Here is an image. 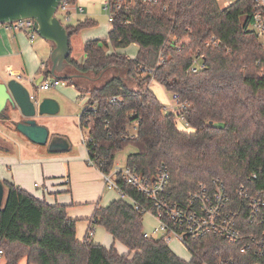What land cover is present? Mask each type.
Instances as JSON below:
<instances>
[{
    "label": "trees",
    "instance_id": "trees-1",
    "mask_svg": "<svg viewBox=\"0 0 264 264\" xmlns=\"http://www.w3.org/2000/svg\"><path fill=\"white\" fill-rule=\"evenodd\" d=\"M109 9L108 37L88 40L83 62L74 57L71 38L97 21L66 24L70 55L64 74L86 75L67 81L88 94L80 115L81 127L88 129V163L109 173L117 154L133 145L137 151L128 155L126 165L149 179L167 167V191L174 200L217 178L235 200L241 185L260 186L252 178L255 171L264 172V33L252 27L256 0H235L223 8L218 0H109ZM131 44L140 48L135 58L118 51ZM195 63L200 64L196 72ZM51 65L49 60L42 71L45 79ZM111 71L116 74L109 76ZM152 82L189 102L180 114L192 130L178 126ZM115 96L118 102L111 101ZM0 117L8 118L4 112ZM119 184L141 208L122 198L98 206L80 240L78 220L68 214L67 205L47 203L4 181L0 249L5 264L23 258L27 264H220L230 258L233 264H264V256L242 253L241 243L213 233L191 241L189 260L180 257L162 238L145 236L150 197ZM95 224L129 254L94 243Z\"/></svg>",
    "mask_w": 264,
    "mask_h": 264
},
{
    "label": "crops",
    "instance_id": "crops-1",
    "mask_svg": "<svg viewBox=\"0 0 264 264\" xmlns=\"http://www.w3.org/2000/svg\"><path fill=\"white\" fill-rule=\"evenodd\" d=\"M93 1L95 0H77L76 4L71 5L68 24L76 25L83 21L79 15H87L85 6ZM105 1L103 0V4ZM72 19L78 22L73 23ZM47 41L37 43L36 36L31 40L26 31L0 28V82L16 78L26 85L28 82L37 81L43 75L42 71L50 60L54 48L53 43ZM85 56V52L84 57L80 59L74 55L81 62L85 60ZM55 96L47 93L41 97L56 98ZM4 114L8 118L0 117V129L3 131V135H0V179L3 182L15 183L47 203L67 205L68 214L78 220L77 237L83 240L93 225L92 219L96 208L108 206L119 199L118 192L109 189L103 179V172L88 163L86 146L78 152H72L70 145L68 152L37 154L34 150L30 151V140L18 130H14L16 123L25 119L19 109L13 111L8 107ZM44 117L37 116L39 124H48L43 120ZM10 138L17 142L18 149L9 142ZM92 241L106 247L115 246L120 254L130 252L99 224L94 226ZM5 262L4 258L3 264ZM19 264H27V259L23 258Z\"/></svg>",
    "mask_w": 264,
    "mask_h": 264
},
{
    "label": "built area",
    "instance_id": "built-area-1",
    "mask_svg": "<svg viewBox=\"0 0 264 264\" xmlns=\"http://www.w3.org/2000/svg\"><path fill=\"white\" fill-rule=\"evenodd\" d=\"M256 2L258 11L254 15L252 27L262 36L264 33V0H256ZM104 5L110 12L109 20L111 22L113 15L109 9V0H106ZM70 6L68 0H63L60 11L66 20ZM0 28L26 31L31 40L36 36L34 20L31 18L0 23ZM199 68L200 64L195 63L192 70L196 72ZM9 72H11L10 69ZM59 85V79L54 78L51 83L45 79L40 83L39 88L48 90ZM36 96L35 93H31L32 100H35ZM173 98L179 105L178 109H166L176 115L177 123L182 124L185 128H191L190 123L180 114L189 106V102L181 101L177 93H173ZM119 100L117 96L111 98L112 102ZM132 128L136 130L135 126L131 127V132L135 133L136 131L133 132ZM252 178L259 180L260 186L241 185L236 191L239 197L237 200L232 198L225 183L219 178L214 179L210 185L201 184L183 200H174L167 191L170 173L165 166L160 167L153 179L142 176L136 169L127 165L124 167L114 166L111 172H103L106 186L116 190L119 198L132 202L137 209L141 207L121 189L120 180L150 197L153 203V206L150 207L152 209H144V212L145 215L150 214L155 217L158 223L151 232L145 231V236L153 237L154 234H158V238H162L168 245L173 240H177L190 250L193 239L213 233L231 243H241L242 253L246 254L252 251L259 257L264 256V172L262 170L255 171ZM244 215L247 216L249 223L246 222ZM0 255H3L1 249ZM233 262L234 258H230L228 261L221 259L220 264H233Z\"/></svg>",
    "mask_w": 264,
    "mask_h": 264
},
{
    "label": "rangeland",
    "instance_id": "rangeland-1",
    "mask_svg": "<svg viewBox=\"0 0 264 264\" xmlns=\"http://www.w3.org/2000/svg\"><path fill=\"white\" fill-rule=\"evenodd\" d=\"M235 0H218L219 5L223 7H227L231 2ZM88 14L79 15L80 20H85L87 17L93 18L97 21L95 26L86 27L80 31V33L74 35L72 37V48L74 49V55L79 59L84 57V46L88 40L91 39H99L104 40L107 39L109 30L111 29V22L109 20L110 12L106 10L105 5L103 4V0H95L90 5L85 6ZM59 18L66 25L69 22L64 18V14L60 11ZM73 23H77L78 21L72 19ZM37 43L38 42H46L47 40L41 37L36 33ZM49 42V41H47ZM139 46L137 44H131L126 48L118 49L119 52L126 53L131 58H135L139 52ZM110 51H113L110 48ZM4 69V68H2ZM116 74L115 71H111L108 75L112 76ZM123 74H125L123 72ZM107 76V75H106ZM105 76V77H106ZM46 80L50 83L54 80V77L50 74L46 77ZM91 83V82H90ZM35 82L26 83L27 87L32 90L38 96L45 95L47 93L55 94L56 100L60 106V110L53 115H43L45 116L43 120H45L48 124L43 125L46 126L49 130V140L47 144H36L30 140V151L34 150L37 154H57L68 151H52L50 150V142L55 137H63L69 140L70 145L72 146V152H78L81 149L85 148V140L88 139V129L82 128L80 125V115L87 103L88 94L81 93L80 90L75 88L74 85H71L67 80H60V85L57 88L51 87L49 90H41L39 86H36ZM94 83H92L93 85ZM90 85V84H89ZM91 85V86H92ZM152 89L158 96V98L164 103L166 108L169 109H178L179 105L176 100L173 98V93L169 92L165 87L158 84L157 82H152ZM8 109V108H6ZM37 118V117H36ZM38 122V121H37ZM42 125V124H40ZM178 126L183 130H192L190 127H183L182 124L178 123ZM15 131L18 130L15 126ZM132 131L136 130L132 128ZM20 132V131H19ZM2 129H0V135L3 134ZM11 139V138H10ZM9 142L14 146L15 149H18L17 142H14L12 139ZM11 145V146H12ZM35 148V149H32ZM137 148L133 145L127 146L124 150L119 152L116 157L115 166L124 167L126 166L127 157L129 154L136 152ZM33 156V155H31ZM157 219L150 214H146L144 216V228L145 231L150 232L154 226L157 225ZM154 238H158V234L153 235ZM169 246L171 249L181 256L182 258L189 260L191 258V252L188 248L183 246L179 241L173 240ZM4 263V258L0 255V264Z\"/></svg>",
    "mask_w": 264,
    "mask_h": 264
},
{
    "label": "water",
    "instance_id": "water-1",
    "mask_svg": "<svg viewBox=\"0 0 264 264\" xmlns=\"http://www.w3.org/2000/svg\"><path fill=\"white\" fill-rule=\"evenodd\" d=\"M62 3L63 0H0V23L33 19L35 32L54 45L50 56V74L56 79L68 80L86 75L64 74L70 55V33L59 18ZM44 80L45 75H42L35 85L39 86ZM31 93L32 90L16 78L0 82V114L8 107L13 111L19 109L25 119L16 123L18 131L36 144H47L49 130L40 125L36 117L56 114L60 106L50 97L37 95L32 100ZM69 148V140L63 137H55L50 142L52 151H67ZM5 194L6 188L0 179V207L3 206Z\"/></svg>",
    "mask_w": 264,
    "mask_h": 264
}]
</instances>
